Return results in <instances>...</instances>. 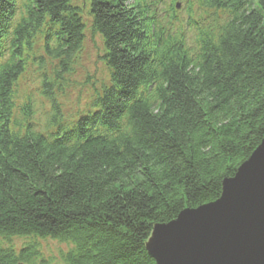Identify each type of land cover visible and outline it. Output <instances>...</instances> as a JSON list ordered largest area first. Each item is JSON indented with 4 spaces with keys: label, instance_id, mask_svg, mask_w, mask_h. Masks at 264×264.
<instances>
[{
    "label": "trees",
    "instance_id": "1",
    "mask_svg": "<svg viewBox=\"0 0 264 264\" xmlns=\"http://www.w3.org/2000/svg\"><path fill=\"white\" fill-rule=\"evenodd\" d=\"M85 32L105 70L66 109ZM263 137L264 0H0V241L31 238L0 264H53L36 238L60 264H155L153 227L216 200Z\"/></svg>",
    "mask_w": 264,
    "mask_h": 264
},
{
    "label": "water",
    "instance_id": "2",
    "mask_svg": "<svg viewBox=\"0 0 264 264\" xmlns=\"http://www.w3.org/2000/svg\"><path fill=\"white\" fill-rule=\"evenodd\" d=\"M155 264H264V137L220 196L153 227Z\"/></svg>",
    "mask_w": 264,
    "mask_h": 264
},
{
    "label": "rangeland",
    "instance_id": "3",
    "mask_svg": "<svg viewBox=\"0 0 264 264\" xmlns=\"http://www.w3.org/2000/svg\"><path fill=\"white\" fill-rule=\"evenodd\" d=\"M74 1L79 5L82 2V0ZM99 48L100 44L98 38L92 36L88 32H85V41L79 56L80 58L77 62L76 71L71 77V80H68L65 83L64 88L61 91H58L59 100L66 109L80 107L88 97L90 86L86 83V76L89 77V81H93L101 76L102 72H104L105 69L97 58ZM33 70V66H28L21 81L19 82V94L16 96L18 103L21 101V91L30 88L31 86L34 87L40 82L37 72ZM37 118L40 119L42 116L37 114ZM30 241L31 238L13 237L8 242L0 241V246H12L13 248L18 249L21 245ZM34 242L37 244V247L45 257L52 258L54 260L52 261L53 264H60L57 259L58 254L65 251L68 247L65 243H61L52 239L36 238Z\"/></svg>",
    "mask_w": 264,
    "mask_h": 264
}]
</instances>
